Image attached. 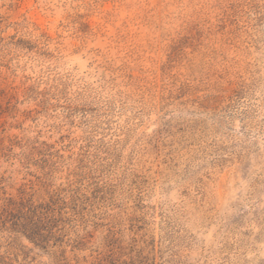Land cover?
Returning a JSON list of instances; mask_svg holds the SVG:
<instances>
[{"label":"rangeland","instance_id":"rangeland-1","mask_svg":"<svg viewBox=\"0 0 264 264\" xmlns=\"http://www.w3.org/2000/svg\"><path fill=\"white\" fill-rule=\"evenodd\" d=\"M0 264H264V0H0Z\"/></svg>","mask_w":264,"mask_h":264}]
</instances>
